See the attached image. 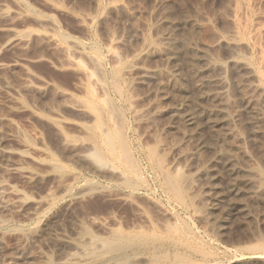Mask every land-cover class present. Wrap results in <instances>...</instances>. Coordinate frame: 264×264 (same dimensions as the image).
<instances>
[{"label": "rangeland", "instance_id": "rangeland-1", "mask_svg": "<svg viewBox=\"0 0 264 264\" xmlns=\"http://www.w3.org/2000/svg\"><path fill=\"white\" fill-rule=\"evenodd\" d=\"M232 10L264 88V0H0V264H264V200L237 196L252 217L217 232L198 177L210 153L193 157L185 130L153 117L168 103L122 75L163 13L199 20L193 39L210 43L232 30ZM131 24L139 41L115 46ZM239 129L240 162L264 177V138ZM65 235L81 248H61Z\"/></svg>", "mask_w": 264, "mask_h": 264}, {"label": "bare ground", "instance_id": "bare-ground-1", "mask_svg": "<svg viewBox=\"0 0 264 264\" xmlns=\"http://www.w3.org/2000/svg\"><path fill=\"white\" fill-rule=\"evenodd\" d=\"M111 10L122 12L128 21L132 20L133 15L122 4L113 6ZM177 14L163 13L157 19L156 39L144 45L136 61L123 68L122 75L126 76L128 86L142 90L143 97L155 96L159 104L168 103L165 109H157L153 117L168 118L170 128L178 125L180 132L185 130L183 138L193 143V151L190 152L193 157L199 159V152L210 153L201 169H198V177H203L210 190L206 196L209 202L207 212L216 231L222 232L228 226V216L252 217L246 206L235 200L237 196L264 200V177L240 162L243 148L239 129L245 125L250 129L251 136L264 138V88L242 55V42L235 39L238 27L234 10L230 12L232 30L228 35L217 36L210 43L194 40L201 28L199 20L184 13ZM122 29L112 39L115 46L139 41L138 27L131 24ZM220 48L223 49L221 54L225 61L214 53ZM155 60H159L164 69L150 63ZM139 112L137 118L140 121L149 118L145 117L146 113L144 116L141 114L144 112ZM242 118L244 120H240ZM204 129L211 131L216 136H213L215 140L203 138ZM103 140L105 144L111 142L108 137ZM224 141L228 142L227 150L218 144ZM86 151H77L74 156L80 161H86L91 156L101 157L96 151ZM261 153L264 160V150ZM224 178L222 186L220 182ZM60 246L63 249L66 246L81 248L78 241L73 243L66 235L62 237Z\"/></svg>", "mask_w": 264, "mask_h": 264}]
</instances>
